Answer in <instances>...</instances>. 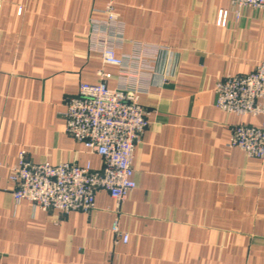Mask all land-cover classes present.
<instances>
[{
	"label": "crops",
	"instance_id": "obj_1",
	"mask_svg": "<svg viewBox=\"0 0 264 264\" xmlns=\"http://www.w3.org/2000/svg\"><path fill=\"white\" fill-rule=\"evenodd\" d=\"M106 3L0 0V264H264V160L227 147L231 128L261 120L219 111L214 93L264 62V11L236 21L231 0H118L116 55L129 60L119 68L90 38ZM102 80L139 92L149 114L120 213L103 190L88 214L16 204L9 177L22 151L35 164L102 169L64 120L65 99Z\"/></svg>",
	"mask_w": 264,
	"mask_h": 264
},
{
	"label": "built area",
	"instance_id": "obj_2",
	"mask_svg": "<svg viewBox=\"0 0 264 264\" xmlns=\"http://www.w3.org/2000/svg\"><path fill=\"white\" fill-rule=\"evenodd\" d=\"M118 0H107L102 19L91 21V36L102 45L97 51L105 65L125 68L129 61L119 58L116 48L120 39L115 35L120 26L116 15ZM245 8L264 11V0H231L236 21ZM229 11L218 12L216 25L225 28ZM104 79V78H103ZM215 107L238 118H260L259 126L247 124L231 128L229 149L242 151L247 158L264 160V62L248 75H227L215 86ZM65 131L87 151L103 159L102 169L76 163L50 165L27 160L19 154L18 164L9 180L16 204L26 201L42 212L56 211L61 215L72 212L91 213L95 195L106 191L116 203V212L136 188L133 159L137 143L149 127V114L140 105V93L125 89H110L104 80L83 84L75 97L65 99ZM112 233L124 244L128 235L121 234L118 221Z\"/></svg>",
	"mask_w": 264,
	"mask_h": 264
}]
</instances>
